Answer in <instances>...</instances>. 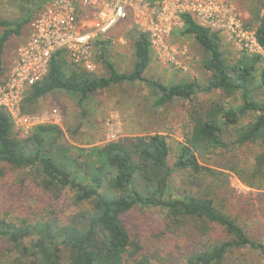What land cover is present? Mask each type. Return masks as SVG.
<instances>
[{"label":"trees","instance_id":"16d2710c","mask_svg":"<svg viewBox=\"0 0 264 264\" xmlns=\"http://www.w3.org/2000/svg\"><path fill=\"white\" fill-rule=\"evenodd\" d=\"M16 1L27 13L13 20L0 18V81L9 71L3 59L6 43L29 25L34 16L30 5L47 0ZM249 14L244 25L255 31L264 49V6ZM180 34L191 37L204 53L201 64L209 73L204 84L197 80L164 84L145 78L151 62L149 43L144 34L131 29V71H117L108 56L107 37L95 43L106 75L73 67L59 50L45 77L25 90L21 105L23 113L33 114L41 99L67 93L83 109L97 91L141 82L154 97L152 109L188 102L189 128L172 167L171 147L160 133L123 137L86 150L69 144L64 130L53 125H39L23 137L0 110V162L30 170L53 203L65 190L71 192L67 213L64 208L59 215L51 209L44 216L34 213L30 220L0 217V243L6 244L14 264H251L239 260L241 251L264 260V244L249 235L239 218L252 214L253 207L227 205L229 198L245 197L236 196L226 174L208 164L219 149L229 152L248 144L264 148V59L248 53L230 58L221 51L222 35L199 26L190 15H183ZM212 92L219 93L217 100L197 98ZM260 158L252 168L235 163L215 167L255 188L249 179H264ZM175 172L182 173L183 187L173 192L170 180ZM152 209L163 211V217L154 219L148 213ZM133 213L138 221H130Z\"/></svg>","mask_w":264,"mask_h":264},{"label":"rangeland","instance_id":"374dc122","mask_svg":"<svg viewBox=\"0 0 264 264\" xmlns=\"http://www.w3.org/2000/svg\"><path fill=\"white\" fill-rule=\"evenodd\" d=\"M47 1L42 5L31 4V8H34L33 14L45 6ZM231 1L240 14L243 24L250 19V11L264 6V0ZM21 8L23 5L16 0H0V18L13 20L21 17L27 13L23 12ZM130 30L129 25L126 27L117 26L111 31L112 33L110 32L111 35L107 36L108 39H111L107 46L108 56L117 71L122 73L131 71L134 61L132 39L128 35ZM1 32L0 29V34ZM27 32L28 24L22 29L20 36L9 38L4 47L3 59L5 64L7 60L12 62L15 50L25 39ZM180 32L181 30L174 32L170 40L176 47L185 46L187 49V54L190 57L187 70L181 72L162 66L151 53V62L144 74L145 78L158 80L164 84H171L180 80H197L201 84L206 82L209 73L203 69L201 64L205 57L203 51L191 37L184 36ZM221 40V51L228 54L230 58L241 53L224 37L221 36ZM96 74L106 75L107 73L102 66H99ZM197 98L199 101L217 100L219 93L200 94ZM153 99L154 97L143 83H122L93 93L83 109L78 108L74 99L67 93L51 94L38 102L34 113H41L52 107L59 109L62 116L61 127L64 130L66 141L73 146L86 150L123 137L160 133L165 136L166 142L171 147L170 165L172 167L177 155L176 151L184 141V135L189 128L186 115L188 102H175L163 108L152 109ZM230 140V136L227 135L226 141L229 142ZM77 155L78 152L75 151V156ZM259 155L262 156L260 160H264V148L258 144L233 148L229 152L219 149L208 159V164L209 167L222 170L226 174L227 185L236 196L241 195L246 198H229L226 200L227 205H238L237 202H239L241 207H253L252 214L249 211L247 214H242L241 217L238 216L249 235L264 244V179L250 178V182L259 187L250 188L241 182L234 173L215 167L219 164L235 163L239 168H252L256 157ZM261 168L264 170V163ZM181 177L182 173L180 172L173 174L170 180V187L173 192L182 190ZM36 181L39 180L34 174H31L30 170L13 169L0 162V217L8 216L13 219L30 220L34 218V213L44 216L46 210L51 209L59 215L62 210L64 211V208H66L67 213L71 192L65 190L61 200L53 203L54 200L49 199V193L43 192L37 186ZM148 213L158 220L164 215V212L158 209H152ZM130 217L131 222L138 221L134 213ZM148 221H153V219H148ZM5 246L6 244L0 243V264H14L13 257L6 253ZM237 255L239 260L251 264H264V260L256 253L241 251Z\"/></svg>","mask_w":264,"mask_h":264},{"label":"built area","instance_id":"2783aa9c","mask_svg":"<svg viewBox=\"0 0 264 264\" xmlns=\"http://www.w3.org/2000/svg\"><path fill=\"white\" fill-rule=\"evenodd\" d=\"M183 15L222 35L238 52L264 59L255 31L245 28L231 0H50L32 17L27 35L0 81V110L23 137L39 125L62 129L56 107L41 113L22 112L25 90L45 77L52 55L59 50L73 67L96 73L100 65L95 43L126 20L129 28L146 36L151 53L162 66L185 72L190 64L187 49L170 40L174 32L182 30Z\"/></svg>","mask_w":264,"mask_h":264},{"label":"crops","instance_id":"0c3cea01","mask_svg":"<svg viewBox=\"0 0 264 264\" xmlns=\"http://www.w3.org/2000/svg\"><path fill=\"white\" fill-rule=\"evenodd\" d=\"M49 1H50V0H48L47 2H49ZM47 2H46V3H47ZM46 3H45V4H46ZM12 60H13V59H12ZM11 63H12L11 60H7V61H6V64H4V68H6V69L8 70V69L10 68V66H11Z\"/></svg>","mask_w":264,"mask_h":264}]
</instances>
